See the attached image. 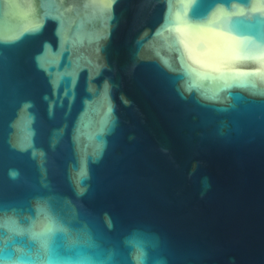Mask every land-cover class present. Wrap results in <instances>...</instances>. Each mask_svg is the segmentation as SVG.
<instances>
[{
  "label": "water",
  "instance_id": "95a60500",
  "mask_svg": "<svg viewBox=\"0 0 264 264\" xmlns=\"http://www.w3.org/2000/svg\"><path fill=\"white\" fill-rule=\"evenodd\" d=\"M0 264H264V0H0Z\"/></svg>",
  "mask_w": 264,
  "mask_h": 264
}]
</instances>
